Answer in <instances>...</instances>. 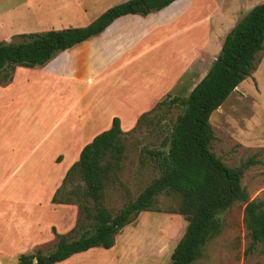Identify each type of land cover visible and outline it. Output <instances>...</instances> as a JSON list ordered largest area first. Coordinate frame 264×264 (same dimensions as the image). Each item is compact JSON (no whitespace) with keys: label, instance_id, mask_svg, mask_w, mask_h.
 I'll return each instance as SVG.
<instances>
[{"label":"rangeland","instance_id":"obj_1","mask_svg":"<svg viewBox=\"0 0 264 264\" xmlns=\"http://www.w3.org/2000/svg\"><path fill=\"white\" fill-rule=\"evenodd\" d=\"M192 1L194 3L192 14L196 19L194 26H199L198 24L202 26L203 22L208 21L209 32L206 29L202 36V31L201 34L199 30L195 31L193 38L195 62L192 64L195 67L189 74L194 76L193 80L189 75L186 76V73L183 74L179 83L168 91L171 95L186 96L189 89L205 75L217 57L227 32L253 6L264 2V0ZM48 7L52 10L43 11ZM57 8L53 0H0V42L19 41L22 33L55 29L50 25H54L53 20L57 19L59 11ZM58 54L60 52L54 57ZM256 58L254 70L234 88L210 116L215 137L211 149L228 166L238 167L244 162H249L243 171L241 184L247 189L251 199L264 201V50L259 52ZM59 94L61 95L60 87L50 84L40 86L39 91L34 92V95L39 96L40 111L35 124L38 129L36 131L38 148L32 151L36 138L23 134L22 150L18 155L23 164L15 171L16 175L6 181L4 179L15 165L7 158L5 163L8 166L3 170L0 157V264H18L19 255L23 253L32 254L40 251L47 254L55 248L61 234L69 238L79 235V232L71 231L78 217L77 205L51 201L65 173L64 175L62 173V177L60 173L55 181L50 178L56 176L58 170L55 165L50 167L49 158L54 154V150L49 144V139L61 137V130L65 128L69 119L62 117V114L67 105L73 102L67 94L63 98H59ZM107 94L109 95L110 91L104 89L99 98L103 100ZM166 95L167 93H159L158 100L149 103L146 110L141 113H147L151 122L138 124L140 114L132 126L123 130L125 158L119 178L106 188L105 203L112 211L118 210L127 199L134 198L159 174V168L146 153V149L165 148L162 145L163 138L169 133L179 113V108L173 105L157 106ZM59 118L61 120L56 124V130L52 129L43 137L44 131ZM125 122H130V118ZM7 127L12 129L10 126ZM0 131L2 132V126ZM73 143L72 141V145ZM72 157L73 154L71 156L68 152L65 163ZM52 161L61 163L63 155L56 153ZM2 185L5 187L2 188ZM22 185H25V189L21 187ZM34 189H38L37 193ZM26 190L29 191L27 194L18 196ZM48 191H52L53 194L47 195ZM2 192L7 196L2 197ZM33 201L37 207L30 203ZM13 202H17L16 207H9ZM175 208L174 196L161 195L157 200L159 211L139 213L119 230L112 248L95 247L56 264H169L170 255L182 237L187 223ZM243 210L244 203L236 202L219 213L218 217L222 222L221 232L206 244L202 255L192 264H264V246L256 244L252 248L249 247L250 238L243 224Z\"/></svg>","mask_w":264,"mask_h":264},{"label":"trees","instance_id":"obj_2","mask_svg":"<svg viewBox=\"0 0 264 264\" xmlns=\"http://www.w3.org/2000/svg\"><path fill=\"white\" fill-rule=\"evenodd\" d=\"M173 1L125 0L88 25L22 33L19 41L0 42V84L9 82L16 66L43 65L58 52L100 34L120 16H145ZM263 50L264 2L253 6L225 35L219 54L187 96L167 93L157 103L158 107L179 108L163 138L165 148L146 149L159 174L116 211L105 203L106 188L119 178L126 147L120 119L113 117L109 128L82 147L51 198L53 203L77 205L78 217L71 231L79 232L78 237L61 234L52 251L20 254L18 264H56L95 247L110 249L119 230L139 213L159 211L157 200L161 195L174 196L175 211L187 222L169 264L195 262L222 230L219 213L236 202L244 203L243 224L250 238L249 247L264 246V201L251 199L241 184L249 162L238 167L226 165L211 149L215 137L210 124L213 111L250 75L257 54ZM149 121L143 113L137 123Z\"/></svg>","mask_w":264,"mask_h":264},{"label":"crops","instance_id":"obj_3","mask_svg":"<svg viewBox=\"0 0 264 264\" xmlns=\"http://www.w3.org/2000/svg\"><path fill=\"white\" fill-rule=\"evenodd\" d=\"M53 1L59 11L57 19L52 18L54 25L50 27L63 29L88 25L106 9L125 0ZM193 5L192 0H175L163 9L145 16H120L100 34L60 52L43 65L16 66L9 82L2 83L0 87L2 169L5 170L8 166L5 163L8 159L15 165L4 180L14 177L15 171L23 164L18 157L22 150L23 134L36 138L32 151L38 148V129L35 124L40 110L39 96L34 95V92L39 91L40 86L50 84L60 87L61 95L58 97L63 98L67 94L73 100L62 114V117L69 119L61 130V137L49 139L53 155H63L61 163L52 161L53 155L49 158L50 167L55 165L58 170L56 176H50L55 181L60 173L62 177L68 166L78 159L79 152L86 143L111 126L113 117L120 119L122 131L129 128L149 103L158 100L159 93L170 92L183 74L188 76L195 67L192 65L195 62V31L199 30L200 34L202 31V36L206 29L209 32L208 21L203 22L202 26H194L196 19L192 14ZM41 9L42 7L39 8ZM46 10L51 11L52 8H44L43 11ZM193 77L189 75L192 80ZM104 89L110 91V94L101 100L99 94ZM128 118L130 122L126 123ZM60 120L59 118L52 123L44 131L43 137L52 129L56 130V124ZM68 152L73 157L65 163ZM3 185L2 188L5 187ZM21 187L25 189V185ZM34 191L37 193L38 189ZM28 192L26 190L18 196ZM51 194L52 191H48L47 195ZM6 196L2 192V197ZM30 203L37 207L35 201ZM15 204L17 202L9 207H16ZM33 211L34 209L31 210Z\"/></svg>","mask_w":264,"mask_h":264}]
</instances>
